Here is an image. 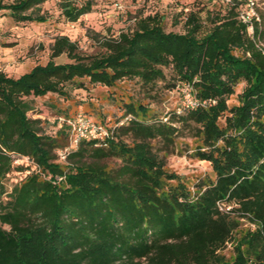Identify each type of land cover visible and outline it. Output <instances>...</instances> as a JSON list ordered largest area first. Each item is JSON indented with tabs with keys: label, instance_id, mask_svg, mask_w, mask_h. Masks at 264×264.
<instances>
[{
	"label": "trees",
	"instance_id": "16d2710c",
	"mask_svg": "<svg viewBox=\"0 0 264 264\" xmlns=\"http://www.w3.org/2000/svg\"><path fill=\"white\" fill-rule=\"evenodd\" d=\"M45 1L0 0V11L42 22L48 19L41 12ZM233 2L222 5L234 13L203 36L191 12L184 33L165 31L159 21L143 23L93 55L60 36L52 56L67 53L73 62L50 60L19 77L0 71V264H249V259L264 264V47L255 40L262 32L256 27L247 34L248 24ZM61 8L76 20L90 11L91 2L62 1ZM166 65L178 76L176 89L192 85L197 106H182L164 121L148 116L142 104H127L129 114L109 126L110 136L83 138L75 147L70 126L59 128L70 140L71 160L88 151L114 156L121 159L118 170L91 162L63 169L54 161L58 139L39 132L41 120L29 117L27 96L64 93L63 82L76 76L109 86L134 76L151 83L164 76ZM241 82L238 102L230 104ZM187 126L202 142L196 155L215 171V178L203 180L194 194L182 181L169 184L179 175L166 168L152 143L174 141ZM118 129L132 141L117 138ZM22 157L39 171L28 174L4 200V178ZM222 203L231 209H221ZM234 212L257 227L244 234L229 261L219 249L238 226Z\"/></svg>",
	"mask_w": 264,
	"mask_h": 264
},
{
	"label": "rangeland",
	"instance_id": "374dc122",
	"mask_svg": "<svg viewBox=\"0 0 264 264\" xmlns=\"http://www.w3.org/2000/svg\"><path fill=\"white\" fill-rule=\"evenodd\" d=\"M3 1L10 3L14 0ZM62 1L82 5L89 0L45 1L41 4V12L48 19L42 22L17 20L8 10L0 11V71L19 77L34 66L46 64L50 60L57 63L73 62L67 53L52 56L53 46L60 36H67L75 42L83 54L93 55L105 52L106 42L113 41L122 34L133 33L143 23L159 21L165 31L184 33L190 27L189 14L195 12L200 22L198 35L203 36L217 21L231 12L234 13L230 8L211 0H90V11L72 20L63 13ZM237 1L233 2L239 4L237 9L244 11L246 17L249 16L247 34L251 35L258 27L262 35L256 36L255 40L258 46L264 47V0H254L250 6L244 0ZM234 51L236 54L241 53L238 49ZM163 71L164 76L151 83H145L134 76L119 79L111 86L93 82L88 76H76L71 81L63 82L64 93L48 92L42 96H27L31 103L28 115L41 120L38 127L41 134L58 139L59 145L53 149L52 156L63 169H69L76 162H91L106 164L109 168L118 170L121 159L114 156H95L88 151L82 159L77 157L71 160L66 152V145L68 142L70 144V140L65 133L59 131L58 117L73 118L83 113L96 121L106 122V126L116 127L129 114L127 104L133 103L135 106H146L148 116L153 115V118L165 121L169 114L172 113L173 116L175 110L181 109L184 102L181 91L174 85L178 76L172 65L163 66ZM244 86V82L237 85L235 94L229 99L230 104L238 102V93ZM117 133V138L126 142L132 141L131 135L123 130L118 129ZM152 143L155 151L165 158L166 168L179 175V179L171 180L169 184L182 181L191 194H194L203 180L215 178L211 162L196 155L202 142L195 135L193 127L182 128L174 141L157 138ZM36 171H39V167L28 157L16 159L11 171L4 178V200L9 198L12 189L28 174ZM231 215L237 218L238 226L231 238L219 249V253L229 261L236 257V248L244 234L257 227L247 216L236 212ZM242 248L245 250L246 246L243 245ZM249 264H253L252 259H249Z\"/></svg>",
	"mask_w": 264,
	"mask_h": 264
},
{
	"label": "built area",
	"instance_id": "2783aa9c",
	"mask_svg": "<svg viewBox=\"0 0 264 264\" xmlns=\"http://www.w3.org/2000/svg\"><path fill=\"white\" fill-rule=\"evenodd\" d=\"M214 2H218L224 5L230 4L233 0H212ZM247 5L250 6L253 4L254 0H244ZM239 17L245 23L248 24L249 27V16L246 17L245 12L239 10ZM178 90L181 91L184 107H195L198 104L197 99L193 95V87L190 83L185 82L178 86ZM182 109V108H181ZM179 109V110H181ZM59 127L63 125L70 126L71 132V147H75L79 144L80 140L83 138L88 139H99L104 140L107 136H110L112 130L109 126H106L104 123L96 121L93 118L86 116L83 113L77 114L73 118H69L67 116H59L58 117ZM70 150V147H67L66 152ZM221 209L229 210L231 209V205L220 204Z\"/></svg>",
	"mask_w": 264,
	"mask_h": 264
}]
</instances>
